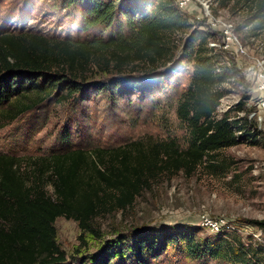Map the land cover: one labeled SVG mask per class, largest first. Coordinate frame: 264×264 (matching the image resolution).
I'll return each instance as SVG.
<instances>
[{
  "label": "trees",
  "instance_id": "trees-1",
  "mask_svg": "<svg viewBox=\"0 0 264 264\" xmlns=\"http://www.w3.org/2000/svg\"><path fill=\"white\" fill-rule=\"evenodd\" d=\"M58 1L65 8L79 7L84 31L92 26L104 31L75 40L0 26V110L13 119L45 100L73 102L79 97L84 101L91 93H105L115 103L125 96L154 89L184 61L191 64L192 72L180 94L177 116L189 137L183 149L172 141L145 147L140 140H132L110 149L88 150L75 144L69 135H62L60 146L46 156L23 162L0 155V264H67L56 241L57 217L77 221L79 238L85 244V233L99 235L93 222L97 215L130 206L159 173L181 168L191 172L205 160L210 167H222L225 162H218L216 156L219 149L246 139L245 135L252 142L261 135L250 125L246 128L241 124L240 118L230 119L226 112L216 116L219 100L227 92L219 86L235 71L224 64V50L205 48L207 35L195 29L185 37L171 70L155 73L153 69L145 76H115L86 84L66 77V71L74 74L93 60L121 74L136 61L155 68L159 60L171 59L175 44L169 36L191 26L172 0ZM219 1L224 5L231 0ZM246 1L252 5L245 25L256 22V29L264 28V0ZM43 125L44 122L38 128ZM47 184L53 188L51 195ZM252 223L264 232V219ZM159 234L162 236L158 245ZM217 237L199 243L183 230L141 232L133 235L136 251H119L121 255L116 256L117 249L110 245L94 257L95 264H110L116 259L118 262L113 264H148L167 246L178 244L195 258H220L227 264H264L261 245L251 248Z\"/></svg>",
  "mask_w": 264,
  "mask_h": 264
},
{
  "label": "rangeland",
  "instance_id": "rangeland-1",
  "mask_svg": "<svg viewBox=\"0 0 264 264\" xmlns=\"http://www.w3.org/2000/svg\"><path fill=\"white\" fill-rule=\"evenodd\" d=\"M172 2L177 6L176 0ZM251 5L246 0H231L224 5L219 0H192L180 9L191 26L169 36L175 44L172 58L159 60L155 68L136 61L118 74L93 60L74 74L65 72L66 77L81 84L105 82L115 76H145L153 69L155 73L165 72L176 65L190 31L195 29L207 35L203 45L210 48L212 41L222 38L225 24H230L229 31L237 39L234 41L243 45L245 53L236 52L232 44L223 51L224 64L233 67L235 74L219 86L227 92L219 100L216 116L226 112L230 119L240 118L246 128L250 125L261 133L254 142L245 135L246 139L219 149L216 156L218 162H225L224 166L220 164L222 167H210L205 160L191 172L181 168L159 173L130 206L97 215L93 222L99 235L85 233V244L79 238L77 221L57 217L56 241L67 264H95L94 257L110 245L117 249L116 256L121 252L128 254L136 251L133 235L168 229L183 230L199 243L221 236L232 244L241 242L251 248L259 244L264 252V232L252 223L264 219V110L257 108L264 98V90L257 88L259 73L264 72V28L256 29V22L245 25ZM79 12L78 6L65 8L58 0H0V26L75 40L104 31L99 26L84 31ZM191 72V64L183 61L154 89L125 96L115 103L105 93H91L84 101L79 97L73 102L45 100L13 119L0 110V155L14 156L23 162L30 157L46 156L60 146L62 135H69L75 144L88 150L110 149L132 140H140L145 147L172 141L183 149L189 134L177 116V106ZM46 190L53 193L50 184ZM204 218L221 219L225 224L215 231L202 223ZM161 236L156 238L158 245ZM184 249L181 244L169 245L148 264H227L220 258L192 257ZM115 261L118 262L116 259L111 263Z\"/></svg>",
  "mask_w": 264,
  "mask_h": 264
},
{
  "label": "built area",
  "instance_id": "built-area-1",
  "mask_svg": "<svg viewBox=\"0 0 264 264\" xmlns=\"http://www.w3.org/2000/svg\"><path fill=\"white\" fill-rule=\"evenodd\" d=\"M192 0H176L177 6L179 9H183L185 7L188 6V3L191 2ZM205 8L208 11V5H205ZM230 24H225L224 27V32H223V36L220 40H215L212 41L213 43H210V48L209 49H214V50H225L226 47H229V45H233L234 46V50L236 52L239 53H245V48L243 47V45L238 42V41H234L237 40L235 36H232L230 33ZM209 43V42H208ZM219 68H217L218 70ZM264 73V72H263ZM263 73H259V84L257 85V88L259 90H264V74ZM257 108L258 110H264V98H261L257 104ZM202 223L204 225L209 226L211 229L218 231L224 224V220L218 219V220H211L209 218H204V220L202 221Z\"/></svg>",
  "mask_w": 264,
  "mask_h": 264
}]
</instances>
